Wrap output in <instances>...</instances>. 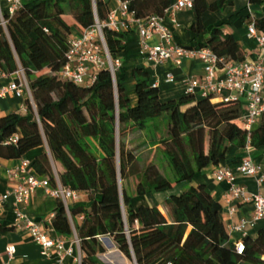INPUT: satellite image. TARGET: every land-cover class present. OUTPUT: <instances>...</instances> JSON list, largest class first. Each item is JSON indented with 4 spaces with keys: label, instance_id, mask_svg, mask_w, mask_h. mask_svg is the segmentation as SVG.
<instances>
[{
    "label": "trees",
    "instance_id": "trees-1",
    "mask_svg": "<svg viewBox=\"0 0 264 264\" xmlns=\"http://www.w3.org/2000/svg\"><path fill=\"white\" fill-rule=\"evenodd\" d=\"M111 1L24 0L8 16L7 27L0 24V69L13 73L23 68L32 91V98L25 100V113L0 117V157L18 158L46 144L48 152L32 160L36 173L53 184L58 177L87 194L85 204L69 205V211L59 200L52 219L58 235L80 240V264H105L98 257L106 251L100 236L111 237L128 264H264V225L255 235L243 237L245 248L238 252L221 203L205 183L195 182L198 173L223 164L232 147L239 153L228 165L238 166L245 156L248 131L239 99L185 93L164 100L143 66L134 69L135 103L119 69L115 80L107 67L99 69L97 79L88 85L57 74L66 63L74 30L81 32L97 20L106 22ZM127 1L137 17L147 18L163 15L175 0ZM231 4V0H193L191 30L204 33V14ZM242 18L264 33V15ZM104 34L112 58L118 59L125 49L126 29L105 26ZM203 46L226 61L246 59L242 41L219 24L195 48ZM164 113L169 116L167 135L156 144L169 171L151 161L140 172L126 135L134 127L146 129L148 119ZM14 134L16 143L10 141ZM250 137L252 148H264V117ZM134 176L136 198L148 192L168 193L166 213L157 205L133 202L134 194L124 182Z\"/></svg>",
    "mask_w": 264,
    "mask_h": 264
},
{
    "label": "built area",
    "instance_id": "built-area-1",
    "mask_svg": "<svg viewBox=\"0 0 264 264\" xmlns=\"http://www.w3.org/2000/svg\"><path fill=\"white\" fill-rule=\"evenodd\" d=\"M7 2L9 4L7 13L0 15V24L4 28L7 27L8 16H13L22 6L24 0H7ZM192 7L193 0H175L163 15L154 14L147 18H139L134 11L129 9L127 0H119V5L110 9L106 22L97 20L95 24L85 28L70 40L66 63L57 74L63 79L80 85L92 84L97 79L99 69L103 67H107L113 77L116 76L120 61L119 59L114 60L110 54L104 27H114L118 30L128 29L131 23H135L139 30L142 50L149 62L159 64L172 59L177 65H180L184 57L199 58L203 61L205 71L203 78L201 80L192 77L185 79L186 93L195 94L199 90L202 96L213 94L226 100L239 99L244 104L245 111H243L242 120L248 131V140L245 148L246 155L237 166L236 172L252 176L259 185H262L264 184V167L256 162L249 153L252 149L251 132L264 117V63L248 59L226 61L209 46L195 48L177 43L172 30L164 23V17L169 14L173 22L176 23V13ZM155 33L159 35V41L155 45H151L148 39ZM249 35L254 36L264 49V33H261L254 24L249 25ZM219 71L223 76H218ZM13 73L16 74V77L11 83L0 88V98L10 94L23 97L26 93L32 98V91L25 78L24 69L20 68ZM166 81L175 82V75L172 72L167 73ZM155 85H157L156 82ZM227 91H235L236 95H228ZM17 140L16 134L10 138V141L14 143ZM34 170L32 161L28 158H21L20 162L9 170L10 176L14 177L16 182L6 193H0V210L7 202L8 197L12 195L16 226L26 228L31 233L34 241L39 244L44 259L51 261V264H65L66 257L74 254L75 245H80L78 237L66 239L57 233L48 232L23 210V206L28 203L37 188L43 187L48 194L62 200L69 211V201L75 199L78 192L64 185L60 180L53 184L49 177L35 174ZM214 175L217 181H227L230 185L226 199L230 215L236 211V207L232 205L234 201L252 202L254 204L252 222L264 221L263 193L249 192L245 186L237 184L236 173L228 165H218ZM54 216L55 214H51L50 220ZM247 223L248 221L244 219L236 225L235 229L244 232ZM235 245L238 252H242L245 248L243 239ZM6 251L12 257L16 248L14 245H9ZM75 259L79 263L81 262V256L75 257Z\"/></svg>",
    "mask_w": 264,
    "mask_h": 264
},
{
    "label": "crops",
    "instance_id": "crops-1",
    "mask_svg": "<svg viewBox=\"0 0 264 264\" xmlns=\"http://www.w3.org/2000/svg\"><path fill=\"white\" fill-rule=\"evenodd\" d=\"M232 4L218 11L206 12L203 16L206 31L201 34H196L191 30V26L194 20V14L192 8L180 10L176 13V23L173 22L171 16L166 14L164 17V23L170 27L174 34V40L184 46L195 47L201 40L209 33V30L214 25H221V28L225 32L234 33V35L240 39L244 45L246 51V59L251 61H262L264 63V49L261 47L254 36L249 35V23L248 20L243 19V15L250 18L259 17L264 15V0L262 3L253 4L250 0H231ZM119 5V0H112L110 3V9ZM7 0H0V15L6 14L8 10ZM80 31L74 30V34L78 35ZM74 35V36H75ZM140 34L138 27L135 23H131L130 27L126 29V35L124 39L125 49L119 55L120 66L119 70L123 76L124 83L129 91L130 99L133 103L137 100V93L135 90V78L134 69L137 66H143L148 69L152 76L154 83L160 88V96L162 99L167 100L171 98H177L186 93L187 78H197L201 80L204 75V63L199 58L184 57L180 65H177L172 59H169L163 63L154 64L149 62L145 53L142 50L140 43ZM159 41V35L153 34L148 42L151 45H155ZM172 72L175 75V82H167L166 74ZM0 88L7 86L16 77L15 73H7L0 69ZM218 76H223L219 71ZM226 94L236 95L235 91H227ZM196 96L202 97L201 92L197 90ZM29 97L26 93L23 97L8 95L4 98H0V117L4 114L17 112L25 113L26 105L25 100ZM30 98V97H29ZM243 105V111L245 106ZM262 120L257 124L259 125ZM135 128V127H134ZM132 128V130L134 129ZM129 130L128 137L126 138L127 146L132 148L134 143L131 142V133ZM263 151L259 155H254L257 151ZM48 152V146L42 145L31 149L24 155L18 158H3L0 157V193H6L12 188L16 179L9 174V170L13 169L21 160V158H28L31 161L37 156ZM239 150L232 147L228 158L223 162L224 165H228L229 161L233 159ZM252 158L263 165L264 167V148H252L249 153ZM246 155V152H245ZM230 166V165H228ZM236 173V183L243 185L249 192L263 193L264 184L259 185L256 179L252 176H245L236 172L237 166H230ZM214 169H210L204 173H198L195 177L196 183H205L211 190L212 195L222 205V217L225 221L227 230L230 235V240L237 243L242 240L245 234L255 235L258 227L264 225V221L256 223L252 222V216L254 212V204L252 202H240L234 201L232 205L236 207V211L233 215L228 212V203L226 201L229 191V183L227 181H217L215 179ZM34 173L36 171L34 170ZM56 180H59L57 177ZM134 194V193H132ZM86 197L75 198L69 201L71 205L85 204L88 200ZM168 196V195H167ZM166 196V198H167ZM156 198V197H155ZM158 198V197H157ZM13 196L8 197L7 202L0 210V264H51V261L43 258L39 244L34 241L31 233L26 228H18L16 226V218L14 212ZM59 199L48 194L43 187L37 188L31 195L27 204L23 206V210L34 220L38 221L40 225L48 232L55 234L56 231L53 227L52 220H50L51 214H55ZM133 202L145 203L151 205H157L164 213H166L167 207L165 202L161 200L157 204H153L152 199H144L143 197L133 198ZM247 220L246 229L244 232L237 231L235 229L242 220ZM5 229V230H3ZM106 237L100 236V240L103 242L106 251L98 254L99 259L108 264H128L129 260L122 251L119 250L117 244L111 238L113 245H106ZM14 245L16 251L12 257H10L6 251L7 246ZM74 254L68 256L65 259V264H80L75 257L81 256L80 245H75ZM111 252L114 254L110 256ZM104 263V262H103Z\"/></svg>",
    "mask_w": 264,
    "mask_h": 264
},
{
    "label": "rangeland",
    "instance_id": "rangeland-1",
    "mask_svg": "<svg viewBox=\"0 0 264 264\" xmlns=\"http://www.w3.org/2000/svg\"><path fill=\"white\" fill-rule=\"evenodd\" d=\"M25 78L29 83L26 74H25ZM168 117H169L168 113H164L160 117L148 119L147 121L148 126L146 129H140L139 127H135L133 130L131 129V131H133L131 133V142L134 143L132 149L136 152L138 156V169L140 172H143L145 166L151 161H154L160 167L161 171H165V172L169 171L165 154L160 150V148L156 144L159 138L167 135L168 121H169ZM127 137H128V133L126 135V138ZM261 153H263V151L260 150L255 152L254 155L256 156ZM119 181H120V185H122L121 179H119ZM124 183L125 185H127V188L131 193H135V189L138 183L137 177L135 176L131 177L128 181H125ZM85 195H86L85 192H79L76 198L80 199L82 197H86ZM167 195L168 193L165 191H156V192H148L142 197L144 199L150 198L152 199L153 204H157L160 200L162 202H165ZM71 206L74 205L71 204ZM110 256L113 257L114 254L111 252ZM103 262L105 264H108L105 261Z\"/></svg>",
    "mask_w": 264,
    "mask_h": 264
},
{
    "label": "water",
    "instance_id": "water-1",
    "mask_svg": "<svg viewBox=\"0 0 264 264\" xmlns=\"http://www.w3.org/2000/svg\"><path fill=\"white\" fill-rule=\"evenodd\" d=\"M113 78L115 80L116 76H114ZM118 138H119V134H118ZM106 245H108V246H112L113 245V242H112L110 237H106Z\"/></svg>",
    "mask_w": 264,
    "mask_h": 264
}]
</instances>
